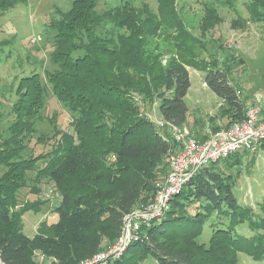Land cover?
I'll use <instances>...</instances> for the list:
<instances>
[{
    "label": "trees",
    "instance_id": "obj_1",
    "mask_svg": "<svg viewBox=\"0 0 264 264\" xmlns=\"http://www.w3.org/2000/svg\"><path fill=\"white\" fill-rule=\"evenodd\" d=\"M99 2L72 0L50 21L51 57L58 68L47 73L48 86L38 73L18 81L8 136L0 140V258L5 264H79L116 241L124 216L152 201L155 184L168 172L165 159L177 149L168 127L161 134L143 106L155 101L161 121L185 125L187 67L206 72L204 83L225 104L222 129L242 120L248 107L232 84L229 63L222 68L196 59L195 47L202 49V42L187 30L176 0H157L156 13L128 0L100 10ZM27 3L0 0V16ZM247 8L252 20L264 21V0H249ZM218 19L213 7L206 8L201 29H212ZM165 26L174 35L165 36ZM47 87L71 120L66 130L55 131L48 152L22 157L26 140L36 133L34 121ZM208 135L202 128L195 131L199 141ZM259 150L264 152V141ZM240 158L236 152L196 173L171 200L164 218L110 264H237L240 252L264 261V202L258 213L242 205L227 172ZM43 181L57 199L56 220L41 221L27 237L24 213L40 211L49 199L40 196L20 207L21 190L41 195ZM206 228L208 241L199 242ZM244 228L248 236L242 235Z\"/></svg>",
    "mask_w": 264,
    "mask_h": 264
},
{
    "label": "rangeland",
    "instance_id": "obj_2",
    "mask_svg": "<svg viewBox=\"0 0 264 264\" xmlns=\"http://www.w3.org/2000/svg\"><path fill=\"white\" fill-rule=\"evenodd\" d=\"M122 1L100 0L98 8L105 10L118 6ZM128 1L136 7L148 5L152 12H157V0ZM71 2L72 0H28L27 4H18L0 16V140L8 136L6 129L12 119L10 110L16 99L19 79L38 73L42 83L48 86L47 73L58 68L51 57L54 47L53 32L49 24L51 20L58 19L61 12L67 11ZM248 3L249 0H176L175 8L189 33L202 42V49L195 47L196 59L202 65L211 63L223 66L222 68L229 63L226 66L230 70L232 84L245 98L247 106L252 103L264 106V21L250 18ZM210 7L216 10L219 19L212 29H201L205 9ZM162 31L165 36L174 35L173 29L169 27H163ZM166 58L162 60L163 64ZM187 70L190 88L184 98L187 107L185 126L194 133L202 128L210 136L221 130L227 122L220 117L225 104L204 83L206 72L195 67H187ZM145 105L143 114L164 134V129L162 131L158 126L161 118L157 103L154 101ZM70 120V113L59 104L47 87L43 108L34 121L36 133L26 140L22 157L39 156L48 152L54 144L55 140L51 137L55 131L66 130ZM40 135L45 137L43 141L37 140ZM259 149L255 153L247 154L238 151L237 156L242 157L240 164L227 170L235 180L234 193L239 202L252 206L256 213L260 212L258 204L264 202V152ZM42 162L41 160L37 164L42 165ZM29 176L33 177L34 173ZM41 186V195L37 196L29 188L21 190L18 204L20 207L26 200L33 201L40 196L49 199L40 211L28 210L24 213L23 233L27 237L35 235L41 221L56 220L52 210L57 199L50 189L51 185L43 181ZM241 233L244 236L249 235L247 228ZM208 238L209 231L206 228L198 241L206 243ZM144 264L154 263L146 261ZM237 264H264V261H254L246 253L240 252L237 254Z\"/></svg>",
    "mask_w": 264,
    "mask_h": 264
},
{
    "label": "built area",
    "instance_id": "obj_3",
    "mask_svg": "<svg viewBox=\"0 0 264 264\" xmlns=\"http://www.w3.org/2000/svg\"><path fill=\"white\" fill-rule=\"evenodd\" d=\"M158 126H167L177 142V149L165 159L168 168L166 177L155 184L151 202L124 216L122 232L116 241L79 264H110L121 258L129 244L142 237L144 229L164 218L171 200L196 173L238 151L255 152L264 141V115L260 104L246 107L242 120L210 134L203 141H199L195 133L185 125H166L160 121ZM0 264H5L1 258Z\"/></svg>",
    "mask_w": 264,
    "mask_h": 264
},
{
    "label": "crops",
    "instance_id": "obj_4",
    "mask_svg": "<svg viewBox=\"0 0 264 264\" xmlns=\"http://www.w3.org/2000/svg\"><path fill=\"white\" fill-rule=\"evenodd\" d=\"M205 132V131H204ZM208 134V133H207Z\"/></svg>",
    "mask_w": 264,
    "mask_h": 264
}]
</instances>
